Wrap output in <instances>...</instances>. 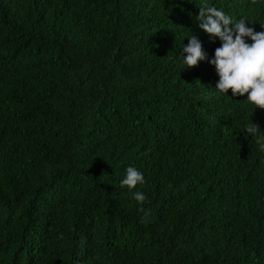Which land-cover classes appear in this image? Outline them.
<instances>
[{
    "label": "trees",
    "instance_id": "trees-1",
    "mask_svg": "<svg viewBox=\"0 0 264 264\" xmlns=\"http://www.w3.org/2000/svg\"><path fill=\"white\" fill-rule=\"evenodd\" d=\"M205 3L264 31V0H0V264H264V110L215 89Z\"/></svg>",
    "mask_w": 264,
    "mask_h": 264
},
{
    "label": "clouds",
    "instance_id": "clouds-1",
    "mask_svg": "<svg viewBox=\"0 0 264 264\" xmlns=\"http://www.w3.org/2000/svg\"><path fill=\"white\" fill-rule=\"evenodd\" d=\"M199 28L212 38H219L220 46L214 51V57L209 61L215 67L219 77L215 89L227 95L231 90L232 96H245L255 108L264 110V31L257 32L249 27L246 19L233 21L232 17L222 8L210 6L207 3L199 7ZM264 28V25H261ZM250 39L251 43L247 40ZM184 65L196 67L206 59L203 45L197 36L188 38V44L183 46ZM260 131L258 124L251 122L246 125L245 132L255 136ZM264 150V142L260 143ZM143 174L134 167L126 169L121 186L132 190L137 185H143ZM133 198L143 205L146 196L143 192H134ZM145 216L148 210L141 207Z\"/></svg>",
    "mask_w": 264,
    "mask_h": 264
}]
</instances>
